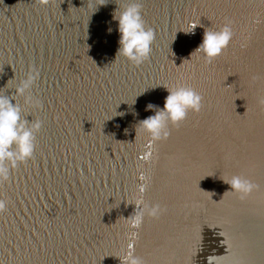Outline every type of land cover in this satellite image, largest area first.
<instances>
[{"label": "water", "instance_id": "water-1", "mask_svg": "<svg viewBox=\"0 0 264 264\" xmlns=\"http://www.w3.org/2000/svg\"><path fill=\"white\" fill-rule=\"evenodd\" d=\"M127 2L0 0V94L35 69L42 104L14 96L42 127L0 183V264H121L129 251L144 264H264V0H139L155 40L138 66L115 60L112 15ZM229 21L221 55L193 53ZM163 85L192 87L202 107L154 143L137 124L163 107ZM233 175L258 187L240 199L222 180ZM142 187L164 212L135 227Z\"/></svg>", "mask_w": 264, "mask_h": 264}, {"label": "clouds", "instance_id": "clouds-1", "mask_svg": "<svg viewBox=\"0 0 264 264\" xmlns=\"http://www.w3.org/2000/svg\"><path fill=\"white\" fill-rule=\"evenodd\" d=\"M41 2H45V0H41ZM141 13L142 4L139 0H128L123 7H118L113 12L112 19L117 22L119 33V47L115 60L120 57L133 66H138L149 58L155 33L152 28L146 27ZM195 27L190 26L189 30L184 33H193ZM111 31L112 29L109 28V34ZM233 35L230 21L218 30L207 28L204 31L202 42L193 53L199 54L206 62L211 63L228 47ZM38 78L39 72L32 69L16 86L15 95L10 97L0 94V183L9 179L11 170L19 164L27 162L33 156L36 134L42 127V122L39 120L29 122L24 119L21 106L16 103L14 96H24L26 104L36 108L42 107L40 100L33 97L30 92ZM164 87L168 95L165 97L163 107L147 104L145 111H152L154 114L140 120L137 124L140 132L154 143L168 138L170 135L169 125L180 124L186 119L189 111L198 113L202 107V97L192 87L187 85ZM26 93L27 95H25ZM134 103L135 101L132 104ZM222 180L230 186L229 191L240 199L249 196L258 187L251 180L239 175L225 177ZM145 190V187L139 189L141 198L135 204L138 211L130 216L131 223L135 227H139L145 216L158 218L164 212L161 205H149L143 201L142 194ZM6 206L7 202L0 198V212L4 211ZM119 260L121 264H144L143 260L131 251L125 253Z\"/></svg>", "mask_w": 264, "mask_h": 264}]
</instances>
